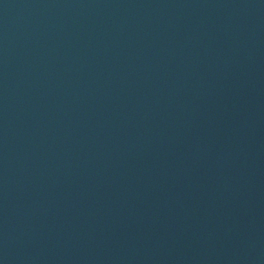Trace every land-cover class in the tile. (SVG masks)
I'll return each instance as SVG.
<instances>
[{
  "label": "water",
  "instance_id": "obj_1",
  "mask_svg": "<svg viewBox=\"0 0 264 264\" xmlns=\"http://www.w3.org/2000/svg\"><path fill=\"white\" fill-rule=\"evenodd\" d=\"M0 264H264V0H0Z\"/></svg>",
  "mask_w": 264,
  "mask_h": 264
}]
</instances>
